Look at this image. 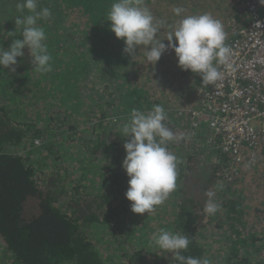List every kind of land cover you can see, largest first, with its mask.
<instances>
[{
    "label": "trees",
    "instance_id": "obj_1",
    "mask_svg": "<svg viewBox=\"0 0 264 264\" xmlns=\"http://www.w3.org/2000/svg\"><path fill=\"white\" fill-rule=\"evenodd\" d=\"M215 1L143 0V3L157 20L164 22L157 39H163L165 43L167 39L164 38L174 31L183 17L204 14L203 9L210 13L212 6L215 18L218 9ZM19 2L22 0H0V48L5 50L14 39L22 38V26L15 25V18L22 15L17 9ZM113 2L115 0H38V11L48 8L51 12L50 17L39 19L37 24L46 33L45 43L52 57V71L38 73L27 48L23 49L24 56L16 58L15 72L0 67V99L4 98V104L0 103V264H104L90 238L91 230L97 224L108 226L114 236H130L127 226L134 229L143 226L146 233L151 234L161 228L186 234L190 244L181 254L207 257L211 264H264V149L257 160L238 165L239 172L233 177L235 181L222 188L218 185L224 184V171H230L233 165L230 154L222 153L218 161L205 168L198 166L196 155L188 154L184 162L178 163L177 187L168 196L171 205L167 207L163 203L152 212L159 216L156 222L151 224L150 215L146 212L141 216L144 220L131 215V202L124 195L129 177L121 166L126 155L123 144L128 137L121 136L118 124L123 125L130 118L132 109L147 112L163 99L175 101L178 93L185 97V93H190L188 88L197 73L180 68L179 74L172 76L178 82L171 92L172 98H166L159 89L152 90L148 85L144 90L145 82L137 86L135 77L123 75L122 78L120 73L124 68L131 74L129 65L137 64L138 60L145 65L143 71L148 69L145 48L140 46L136 49L137 60H132L127 53L120 54L119 60L111 57L108 82L100 83L98 87L90 82L89 77L92 78L93 74L89 76L88 72L97 60L93 58L95 54L92 56L88 52L93 50L99 54V49L120 52V46H124L107 27ZM222 3L227 9L220 6L218 11L238 22L239 16L229 13L238 9V2L223 0ZM176 7L184 10L179 16L173 12ZM68 8L81 14L70 26L63 20L70 10ZM27 14L31 13L25 9L23 15ZM240 14L243 19L237 23L238 26L247 18V14L244 18L241 8ZM55 16L62 20L52 22ZM78 21L91 22L90 27L71 28ZM221 23L224 31L229 29L226 19ZM104 42L107 46L103 45ZM157 67L162 69L161 65L156 64ZM100 74L108 75L105 71H100ZM117 78L121 79L116 81ZM48 81L51 83L49 86ZM81 81L88 83V88H75ZM122 84L140 96L133 98L128 90L120 89ZM40 90L48 92L40 103L49 104L48 113L25 120L21 109L30 95L41 97ZM136 99L141 102L139 109ZM63 105L69 114L61 118ZM64 117L69 120L65 131L62 130ZM43 119L49 128L59 133L69 134L70 130L72 136L77 129L84 133L83 136L76 135L79 139L75 143L87 156L78 159V162L88 165L87 169L80 165L71 167L60 158H56L49 167L43 164L36 166L30 160V151L25 154L9 150L11 146L42 138L38 127ZM81 123L90 128L88 133L80 127ZM164 123L178 137L169 120ZM176 144L177 139L169 141L166 147L171 151ZM48 150L52 152L51 147ZM60 168L70 175L78 172V180L68 185L62 179L51 178ZM251 172L254 177H250ZM210 190L215 192L217 203L218 194L223 191L221 208L214 215L204 211L208 199L205 193ZM204 232L211 243L201 242ZM218 238H223V241L213 248ZM140 240L150 248L143 251L135 246L125 250V244L122 248L121 255L129 264H178L171 253L153 244L151 237Z\"/></svg>",
    "mask_w": 264,
    "mask_h": 264
},
{
    "label": "clouds",
    "instance_id": "obj_2",
    "mask_svg": "<svg viewBox=\"0 0 264 264\" xmlns=\"http://www.w3.org/2000/svg\"><path fill=\"white\" fill-rule=\"evenodd\" d=\"M264 5V0H258ZM38 0H22L17 9L22 15L15 18V25L22 26V38L14 39L7 50L0 48V67L15 72L17 57L25 55L27 48L32 63L38 73L52 71V57L45 43L47 37L39 19L50 17L48 8L37 10ZM29 13L23 15L24 10ZM183 8L176 7L173 12L180 15ZM110 30L118 39H123V52L130 57L135 55L140 46L145 48L148 64L155 65L169 49L173 50L177 64L182 70L198 73L204 85H214L223 79V73L217 65L227 62L231 49L225 44L226 33L220 20L211 14L189 15L183 17L166 36L168 43L157 39L163 21L157 20L143 0H115L111 4L108 18ZM15 32L12 33V36ZM175 38V42L173 41ZM213 61H216L214 64ZM165 109L154 105L152 110L143 112L132 109L130 118L121 126V136L128 137L124 142V156L121 166L128 179V187L124 193L133 213H152L155 207L164 203L169 194L177 187L178 163L176 155L166 145L178 139L176 134L164 123ZM222 188L223 185H218ZM208 197L204 211L214 215L221 204L214 200L215 192L207 191ZM151 241L160 250L171 253L178 264H211L207 258L184 256L190 239L186 234L174 233L161 228L151 236Z\"/></svg>",
    "mask_w": 264,
    "mask_h": 264
},
{
    "label": "rangeland",
    "instance_id": "obj_3",
    "mask_svg": "<svg viewBox=\"0 0 264 264\" xmlns=\"http://www.w3.org/2000/svg\"><path fill=\"white\" fill-rule=\"evenodd\" d=\"M223 0H217L214 3L216 4L217 12L215 15V18H218V20L222 21L226 19V25L229 28L228 30L225 31L226 33V40L227 38L231 37V34L234 32L235 28L238 27V22H242L243 17H241L240 14V8L243 12L244 18L246 17V12L242 6L239 4L237 5L238 9L233 12H229L231 15L236 13L239 16L238 22H235V20L229 16L223 11H218L220 9V6L222 8L227 9V6H224L222 3ZM70 9L67 13V15L64 17L65 24L70 26L72 24V21L76 20L77 17L81 16L80 13L76 12L73 10V8H68ZM204 13L205 10L203 9ZM214 9L211 6L210 7V13L208 14H214ZM62 20V18L55 16V18L52 20L54 22L55 20ZM81 19V17H80ZM77 25H72L71 28H78L82 27L83 28H88L90 27L91 22H86L82 23L81 21L76 22ZM111 24V22H110ZM107 27H110L108 25ZM111 40V39H110ZM120 41L119 43L124 44L123 39L118 40ZM164 41V40H163ZM162 41V42H163ZM117 42V41H116ZM175 42V40H174ZM168 41L165 40V44H167ZM104 46H107L106 42L103 43ZM4 47V46H3ZM124 46H120V52L111 49L110 51H105L103 49H99L100 51L99 54H96L95 51L90 50L88 53L89 55H94V59L97 60V64L95 66H91L92 69L88 72L89 76L90 74L92 75V78L89 77L90 82H92L96 87L100 85V83H106L109 80L111 71L108 67V65L112 62L111 57H114L116 59H120V54L124 53L123 52ZM119 55V56H118ZM132 60H137V54L135 52V55L131 57ZM98 60H101L98 61ZM140 62H143L142 60H138L137 64H132L129 65V71L131 74H128V72L124 68H119L120 73L123 75L130 77H135V84L137 86L142 85L144 82V90L147 89V85L152 89V90H157L159 89L162 94L166 96V98H172L171 92L177 85V81H175L172 76H175L179 74L178 70L180 67L177 64V58L175 56V53L173 50L169 49L167 50L160 58V60L156 63L157 66L161 65V70L156 69V64L151 65L145 62V64H148L145 69V71L142 70V68L145 67L144 64H140ZM126 65V64H125ZM154 68L152 71L151 69ZM150 69V70H149ZM158 70V71H157ZM100 71L103 73L104 71L108 74L105 77L100 74ZM129 72V73H130ZM2 77H0L1 79ZM123 78V77H122ZM121 78H117L116 81L120 80ZM123 80V79H122ZM115 81V82H116ZM175 81V82H174ZM201 81V76L197 73V77L193 80L192 86L188 88V92L190 93H185V97L181 94H177L176 100H161L157 105L162 106L165 109L166 113V120H169V122L176 128L178 132V139H177V144L171 148V151L174 155L177 156L179 163L185 161V157L188 154H193L196 155V158L198 160V166H201L202 168L207 167L209 164L212 162L218 161L220 157L223 155L220 153L219 145L216 140V136L213 134V132L207 127V123L205 118L202 116H198L197 118H193L191 113L192 111H188L189 109L191 110H199V105H198V98L196 96L197 93V86L199 82ZM84 81H81L79 85L75 86V88L81 89H86L88 88V83H83ZM174 82V83H173ZM48 86L49 84L51 85L50 81L47 82ZM83 83V84H82ZM120 87H116L115 89H119ZM124 91L128 90L133 98H138L140 95H136V92H131L130 89L126 88L124 84L121 85V88ZM112 91L113 89H109ZM40 96L36 95H30L27 98V102L24 103V107L21 109L23 112L22 118L27 120L28 117H34L38 118L39 116H44L46 112L48 113V107L49 104L44 103L40 105L41 103V98L47 97L48 92H44L43 90L39 91ZM44 93V94H43ZM94 94V92L92 91ZM121 95L123 92H121ZM189 98H192L188 100ZM36 100V101H34ZM135 100V99H134ZM188 100V104L185 102ZM0 103L4 104V98L0 99ZM184 103V104H183ZM139 102L138 99H136V107L139 109ZM181 104V105H180ZM151 110L153 106L150 107ZM182 112L180 117H178L175 113L177 112ZM150 111V110H149ZM61 118H63V115L69 114L68 111H66V106L63 105L61 106ZM69 120L64 117V123L62 125V130L65 131L66 126L68 125ZM119 127L122 126V124H118ZM59 128V126L57 125ZM80 127L85 130V133H88L90 128L87 127V125H83L82 123L80 124ZM42 131V135L39 137L42 138H37L31 140V142L28 140L24 143L18 144L16 146H11L9 148L10 151L12 152H22V153H28V151L31 152L29 155L30 160L33 162L34 165L40 166L43 164L45 167H49L54 164V160L56 158H60V160H66L71 167H74L76 165L83 166L84 168H88V165L85 162H78V159L81 156H86L84 154L83 149L80 147L78 143H75V140L79 139L76 137L78 136H83L84 133L80 130L77 129L76 134L71 136V131L69 130V134L65 133H59L51 128H49L47 121L44 119L42 122L39 124L38 127ZM75 138V139H73ZM44 142V143H43ZM48 147L52 148V152L48 150ZM51 153V155H49ZM87 157V156H86ZM70 158H74L73 161H70ZM76 168V167H75ZM262 169H260L261 171ZM89 174V176H92V173L88 170H86ZM236 173L230 169V171L227 172V170L224 171L225 174V180L223 187L226 185L230 186L231 183L234 180L233 177L236 176ZM78 172H75L73 174H69L65 171L64 168H60L59 171L51 176V178L54 179H62L65 183L68 185L71 184V182H76L79 178ZM250 177H254V173L251 172ZM97 177V176H96ZM262 181V179H260ZM92 190V189H91ZM92 191H97V189H93ZM223 191H221L218 195V203H220L221 200H223L222 196ZM165 206L169 207L171 205V199H166L164 201ZM90 206V205H88ZM147 213V212H146ZM146 213L143 214H137L131 212V215H134L135 218L144 220L141 216H145ZM148 214V213H147ZM138 215V216H137ZM151 220V224L153 222H156L155 219H158L159 216L155 215L153 213H149ZM137 216V217H136ZM162 219V218H161ZM213 223H217L216 221L212 220ZM141 223V222H139ZM147 223V222H144ZM142 224V223H141ZM140 225V224H139ZM128 231L131 233L130 236H127L125 234H117L116 236L112 235L110 232L108 226L106 225H95L93 229L91 230L90 233V238L92 242L96 245V248L100 252V255L103 259L104 264H129L126 259L121 255L122 248L124 249V244H125V250H129L131 247L139 246L143 251H146L150 247L146 244H142L140 238L146 239L147 237L150 238L152 236L151 233H146V227H143L141 229H134V227L127 226ZM206 229H212V227H206ZM223 241V238H218V242H215L217 244L212 245V247H217L218 244H220ZM201 242L204 244H207V242L211 243L209 238L206 237V233L204 232L203 236L201 237ZM121 244V246H120Z\"/></svg>",
    "mask_w": 264,
    "mask_h": 264
},
{
    "label": "built area",
    "instance_id": "obj_4",
    "mask_svg": "<svg viewBox=\"0 0 264 264\" xmlns=\"http://www.w3.org/2000/svg\"><path fill=\"white\" fill-rule=\"evenodd\" d=\"M236 1L247 18L225 40L231 54L225 64L217 65L223 79L208 86L200 81L199 110H188L193 118H205L220 151L230 154L235 173L238 165L257 160L264 149V5L258 0ZM233 85L244 91L232 94ZM175 114L180 117L182 112Z\"/></svg>",
    "mask_w": 264,
    "mask_h": 264
},
{
    "label": "bare ground",
    "instance_id": "obj_5",
    "mask_svg": "<svg viewBox=\"0 0 264 264\" xmlns=\"http://www.w3.org/2000/svg\"><path fill=\"white\" fill-rule=\"evenodd\" d=\"M229 90H230L229 92H231L232 94H241L244 91V89L242 87H237L235 85L231 86ZM196 95H197V93H196ZM220 153L222 154L223 152L220 151Z\"/></svg>",
    "mask_w": 264,
    "mask_h": 264
}]
</instances>
